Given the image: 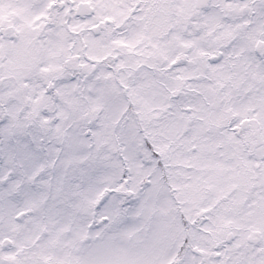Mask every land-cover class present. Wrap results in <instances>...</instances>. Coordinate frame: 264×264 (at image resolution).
<instances>
[{
  "label": "snow or ice",
  "instance_id": "snow-or-ice-1",
  "mask_svg": "<svg viewBox=\"0 0 264 264\" xmlns=\"http://www.w3.org/2000/svg\"><path fill=\"white\" fill-rule=\"evenodd\" d=\"M0 264H264V0H0Z\"/></svg>",
  "mask_w": 264,
  "mask_h": 264
}]
</instances>
